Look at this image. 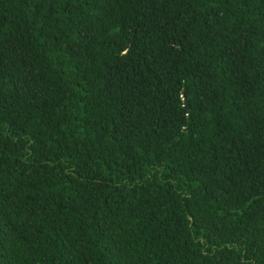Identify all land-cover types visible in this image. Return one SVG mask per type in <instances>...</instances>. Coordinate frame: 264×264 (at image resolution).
Returning <instances> with one entry per match:
<instances>
[{
	"label": "trees",
	"instance_id": "trees-1",
	"mask_svg": "<svg viewBox=\"0 0 264 264\" xmlns=\"http://www.w3.org/2000/svg\"><path fill=\"white\" fill-rule=\"evenodd\" d=\"M0 264H264V0H0Z\"/></svg>",
	"mask_w": 264,
	"mask_h": 264
}]
</instances>
